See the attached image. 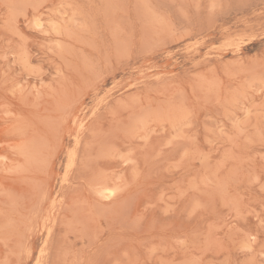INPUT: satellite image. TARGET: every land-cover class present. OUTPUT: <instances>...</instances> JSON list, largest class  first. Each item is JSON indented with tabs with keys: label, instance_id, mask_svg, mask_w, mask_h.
I'll use <instances>...</instances> for the list:
<instances>
[{
	"label": "rangeland",
	"instance_id": "1",
	"mask_svg": "<svg viewBox=\"0 0 264 264\" xmlns=\"http://www.w3.org/2000/svg\"><path fill=\"white\" fill-rule=\"evenodd\" d=\"M0 264H264V0H0Z\"/></svg>",
	"mask_w": 264,
	"mask_h": 264
},
{
	"label": "bare ground",
	"instance_id": "2",
	"mask_svg": "<svg viewBox=\"0 0 264 264\" xmlns=\"http://www.w3.org/2000/svg\"><path fill=\"white\" fill-rule=\"evenodd\" d=\"M75 139H76V138H75ZM72 150H73V148H72ZM72 155H73V154H71L70 156L73 157ZM68 156H69V155H68ZM70 156H69V157H70ZM69 157H68V158H69ZM71 157H70V158H71ZM70 158H69V160H70ZM72 161H73V160H72Z\"/></svg>",
	"mask_w": 264,
	"mask_h": 264
}]
</instances>
